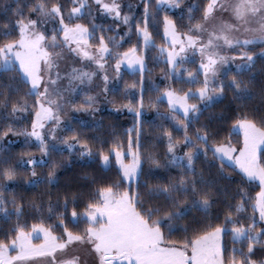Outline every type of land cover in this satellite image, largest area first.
I'll return each instance as SVG.
<instances>
[{"label": "snow or ice", "instance_id": "obj_1", "mask_svg": "<svg viewBox=\"0 0 264 264\" xmlns=\"http://www.w3.org/2000/svg\"><path fill=\"white\" fill-rule=\"evenodd\" d=\"M13 3L15 8L3 6L15 20L0 25V75H15L9 83H0V109L12 121L30 118V129L17 130L8 124L0 131V140L8 135L22 136L27 146L36 147L39 160L26 152L22 156L27 159H21L18 164L27 165L33 177L37 176V166L48 165L49 185L56 184V170L64 165L55 160L49 164L48 158L57 153L62 155L65 150L81 160L98 157L104 170H110L114 160L116 178L97 188L83 211H77L80 207L77 195L73 194L71 201L65 195L63 211L53 217L54 209L49 203L48 216L29 227L27 221L20 223L23 203L17 202L15 193L12 199L7 195L8 183L16 177L15 167L6 166L7 160L0 161V180L6 182L0 183V218L5 221L12 215L17 218V224L0 240V264H28L33 260L36 264H264L253 259L256 245L264 251V160L258 157V152L264 156L261 151L264 114L260 115L259 124L247 115L235 120L230 131L242 136L238 145H233L230 139L216 140L209 136L212 121L223 119L212 114L207 118L208 124L189 134L192 124L199 122L205 111L223 103L226 90L232 93L234 102L253 99L249 91L257 78L253 69L257 59L264 61V0H204L202 7L183 4V0H155V6L152 0H140L143 9L139 19L130 14L131 5L128 12L124 11L121 0H66L68 7L61 0L51 3L13 0ZM165 9H179L180 18L186 15L188 23L180 30L165 15L162 43L157 45L155 36L159 31L153 21ZM86 17L92 22H77ZM97 19H109L111 25H99ZM108 32L113 35H105ZM133 34L136 42L119 51L131 41ZM257 46L260 52L251 50ZM153 49L158 53L154 60L165 65L162 74L168 83L155 100H149L148 107L156 110L162 120L169 121L175 131L183 132L182 138L175 139L172 131L162 130L166 140L163 161L152 154L145 157L141 151L143 83L148 72L147 53ZM188 63L196 64L194 70L184 67ZM124 65L131 74L139 73L140 99L120 106H116L115 100L107 102L116 111L126 109L135 117L133 128L127 131L126 148L122 137L114 136L110 142L88 138L77 131L87 127V122L77 119L73 126L70 118L71 113L94 117L100 111L97 103L101 93L107 99L109 68L114 69L118 81ZM233 67L235 75L225 83L222 77ZM243 74H248L247 83L237 78ZM94 78L103 81L101 92L87 95L77 103L76 96ZM173 84L189 87L185 90ZM192 85L197 87L193 89ZM20 86L24 89L22 95ZM136 88L135 81L127 84L124 94L132 95L129 90ZM260 94L264 95V82ZM13 95L18 98L13 99ZM165 99L167 114L162 115L159 104ZM63 132L70 135L62 136ZM181 148L187 151L178 155ZM201 157L204 162L219 163L217 178L205 179L203 172H197L196 162ZM145 160L152 165L148 175L156 178L155 184L141 181ZM174 168L179 172L173 176ZM225 169L239 175L241 183L258 181L259 191L251 197L238 188L239 201L229 204L223 219L218 214L213 224L209 211L221 191L218 180L232 178L225 175ZM31 183L35 186L37 181ZM69 203L72 204L70 215ZM9 205L13 211H9ZM246 206L251 207L252 215L242 217L240 213L246 211ZM29 207L39 212L43 204L33 202ZM193 210L208 217V222L193 217L191 223L178 229V222ZM81 224L85 225L82 229ZM177 230L183 232L182 238L172 239ZM228 236L234 245L241 247L228 249L225 244Z\"/></svg>", "mask_w": 264, "mask_h": 264}, {"label": "trees", "instance_id": "obj_2", "mask_svg": "<svg viewBox=\"0 0 264 264\" xmlns=\"http://www.w3.org/2000/svg\"><path fill=\"white\" fill-rule=\"evenodd\" d=\"M192 4H197L202 7L204 0H191ZM21 3H24V0H20ZM29 3L35 2V0H28ZM48 3H51L52 0H47ZM153 6H155V0H152ZM61 3H65V6L68 7L66 0H61ZM5 5H10L12 8L16 7V4L13 3V0H0V25L8 22L11 19L13 22L15 17L12 16L11 12H6L4 7ZM25 13H27V8L24 9ZM142 10L135 13L137 19L140 18ZM175 13V14H173ZM168 15L170 19H173L180 30H184L182 25H187L188 21L185 15L184 19H181L180 13L170 12L168 10H163L159 13L157 19L153 21L155 29L159 31V35L155 36V41L157 45L162 43L163 36V17ZM199 15V14H197ZM80 23H91L92 20L90 17H86L83 20L77 21ZM97 24L102 25L104 27H108L111 25V20L109 19H97L95 21ZM115 27V25H112ZM126 31V29H123ZM152 30V29H150ZM99 35V32L97 33ZM107 36L113 35V33L108 32L105 33ZM117 40H119V36H117ZM2 42V41H0ZM136 42V37L133 34L132 39L129 43L124 44L123 48L119 49V51H124L132 44ZM252 51L258 53L260 52V47L257 46ZM158 55L155 49L149 51L147 53V68L148 72L145 73V79L143 83V98L145 102L144 114L142 117V126H143V136L141 137V143L143 145L141 151L144 152L145 157L148 154L155 155L159 160L163 161L166 152V140L162 136V130L168 129L172 131L173 137L175 139H180L183 136V132H177L172 127H170V122L166 120H162L157 116L156 110L148 107L149 100H155L159 91H161L166 84L168 83L162 74V69L165 67L162 63H157L154 60V57ZM189 70H194L196 64L188 63L186 64ZM264 69V61L260 59L256 60L255 67L253 72L256 73V81L253 85L249 86V91L253 93V99L245 102H234L232 100V93L226 90V98L224 99L222 104H217L215 107L207 110L200 117L199 122H194L189 129V134L192 135L196 132L198 128L202 125L208 124V116L210 114L216 117H223V119H215L209 125L208 134L211 138L216 140H226L230 139L232 143L236 145L241 142V135L238 132L230 131L232 130V125L236 119L247 115L249 118H255L257 124H259V117L261 114H264V95L260 94V88L262 86V82H264V73L261 70ZM14 73H3L0 75V83L7 84L10 82L11 78L14 76ZM235 75V70H231L228 72L227 76L222 77L225 80V83L230 80L232 76ZM247 83L248 74H243L237 77ZM139 73L136 75L131 74V71L124 68L122 69L120 82L118 85L111 89L108 92V98L110 101L115 100L116 106H120L122 104H127L129 101L133 103L137 102L140 99V88H139ZM137 83L136 89H130L129 91L132 95H125L124 89L127 84H131L133 82ZM173 87H183L185 90L189 87L187 84H173ZM191 87L195 88L197 85H192ZM23 86H20V95L23 94ZM13 99H17L18 96L13 95ZM78 103L80 99L77 100ZM114 106L112 103H110ZM159 112L162 115L167 114V101L164 100L163 103L159 104ZM73 120V126H75V121ZM97 123H87V127L78 128L81 134L87 136L88 138L97 137L98 140L111 141L114 136L122 137L123 142L125 144V148L127 147L128 129L133 128L135 123V117L133 114L124 112H113V111H102L99 114ZM8 124H12L17 130L28 128L30 129V118H25L24 120H16L12 121L11 118L8 117V113L3 109H0V131H2ZM70 133L64 132V136H68ZM9 136V135H8ZM136 133L132 132V139L135 140ZM212 140L210 139V143ZM264 151V149H261ZM31 153L33 155H40L38 149L36 147H29L25 144V142H16V143H8L6 142V137L0 140V161L7 160L8 167H15L16 177L13 182L8 183V198L12 199V193H15V199L18 203H23L24 212L20 217V223H24L27 221L29 227L32 223L38 222L41 217L46 218L48 216V206L49 203L53 206L55 216L56 212L63 211V202L65 195L68 196L69 201L73 194L78 196V204L80 205L77 208V211H83L84 204L88 201L89 197L92 193L99 188L100 186H105L111 182H113L116 178V169H115V161L113 160V167L110 170L102 169L98 157L95 160H89L85 158L81 160L78 155H70L66 150L61 154H53L49 160V164H51L52 160L57 161L59 164H63L64 167L57 168V182L55 185H49L47 180V175L49 171L48 165L43 167L37 166L35 171L37 172V176H31V169L25 165L20 166L18 161L21 159H27L26 156H22V153ZM258 157L264 160V156H261V153H258ZM152 165L145 160L144 163V171L145 175L141 177V181L147 183L149 185L156 183V178L154 176H149L148 172ZM219 167L218 162H204L203 157L196 162V170L197 172H203L205 179L217 178V168ZM179 172V169H171V175H176ZM162 174V172H161ZM225 175H230L231 180H224L220 178L218 180V187L221 191L218 194L217 202L213 204L212 208L209 211V216L211 217V222L215 224L216 216L219 214L221 219H223V214L227 209L229 204L235 205L240 197L236 194L238 188H243L244 191L251 197H255L256 192L259 191V184L257 182H248L245 180L241 183V178L239 175L232 173L230 169H225ZM167 179V176L165 177ZM37 181L35 186L32 185L31 181ZM44 181V182H40ZM95 181V183L93 182ZM0 183H6L0 180ZM143 189L141 192L143 194ZM49 193L51 196L49 197ZM33 202L42 203L43 208L37 212L35 208L29 207ZM9 211H13L12 207L8 206ZM72 210V204L69 203L68 212L69 215ZM242 217L251 216L252 209L249 206H246V211L240 213ZM193 217L198 220H202L204 223L208 222V217H205L202 213L193 210L189 216L178 222L177 228H183L192 222ZM51 223L52 221H48ZM17 224V218L15 215H12L5 221L3 218H0V240L4 239V234L8 232L10 228H13ZM85 225L81 224L79 227L82 229ZM59 234V233H57ZM183 236L182 231H175L172 234V239H180ZM225 244L228 249L240 248V244H233L231 241V237H225ZM247 242L244 244V250L246 251ZM231 253H226V255H230ZM253 259L257 261H264V251L260 250V245H256V251Z\"/></svg>", "mask_w": 264, "mask_h": 264}, {"label": "rangeland", "instance_id": "obj_3", "mask_svg": "<svg viewBox=\"0 0 264 264\" xmlns=\"http://www.w3.org/2000/svg\"><path fill=\"white\" fill-rule=\"evenodd\" d=\"M121 3L124 5V11L125 12H128V6L129 5L132 6V12L130 14H135L138 11L143 9V5L140 3V0H121ZM183 4H192V1L191 0H183ZM138 8H139V10H138ZM165 10H168L170 12L180 13L179 9H165ZM185 12H186V10H185ZM93 14L95 15V12ZM225 19H227L226 15H225ZM49 27H51V26H49ZM229 55H234V53H229ZM198 59L199 58L196 57L197 63H198ZM76 66H79V65H76ZM184 67L188 68L189 66H187L185 64ZM124 68L128 69L126 65L122 66V69H124ZM232 70H235L234 67L232 68ZM121 73H122V71H121ZM109 75H110V81H109L108 87H109V91H110L111 89L115 88L118 85V83L120 82V79L117 81L114 78L115 77V71L113 68H109ZM201 79H202V77H201ZM63 83L66 85L67 81H64ZM102 87H103V81L98 79V78H94V82L91 85H85L83 92H81L80 95L76 96V98H75L76 102L78 103V101H77L78 99H80V101L83 100L84 97L87 95H96L98 92H101ZM193 89H195V88H193ZM107 101H110L108 98V93H107V99L106 100H105V96L101 93L100 99L97 103V106L100 108V111L97 112L94 117L91 115H85L84 113H71L70 118L72 120L80 119V120L86 121L87 123H93V121L96 122L98 120L99 114L102 111L108 110V111L118 112L115 110L114 106H112ZM192 102L195 103L196 101H192ZM124 111H127V110L125 109V110L120 111V112H124ZM120 112H118V113H120ZM234 132H236V131H234ZM61 135L64 136V132L61 133ZM23 141H24V137H22V136L18 137V136L9 135L6 137V142H8V143H16V142H23ZM241 141H242V136H241ZM233 145H236V144L233 143ZM184 151H187V149H185V148L179 149L178 155H183ZM34 156L37 160L40 159V155H34ZM255 182H257L259 184L258 181H255ZM39 242L40 241H34V243H39ZM12 254L14 255L15 253H12ZM37 259H39V258H37ZM28 264H36V261L35 260L30 261V262H28Z\"/></svg>", "mask_w": 264, "mask_h": 264}]
</instances>
